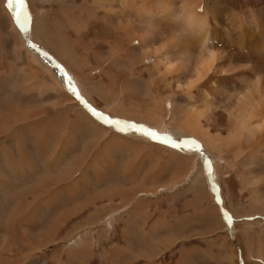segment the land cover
<instances>
[{"label": "rangeland", "instance_id": "obj_1", "mask_svg": "<svg viewBox=\"0 0 264 264\" xmlns=\"http://www.w3.org/2000/svg\"><path fill=\"white\" fill-rule=\"evenodd\" d=\"M46 33L59 35L65 40L63 46L65 43L71 46L75 57L78 52L85 65L71 69L66 59L53 56L51 48L53 45L59 47L60 42L56 37L53 40L48 37L54 43L38 42V36L42 34L44 38ZM253 35H260L264 50V0H25L22 9L9 7L8 0H0V53L3 55L1 62L4 61L0 63V76H29V85L40 76L42 81L50 78L55 84L44 80L39 87L46 91L52 87L62 93L61 96H68L67 99L62 97L65 98L63 103L73 100V104L103 130L102 137L91 139L93 141L84 150V156L90 158L85 167H81V156L70 162V169L68 164L62 167L66 163L62 158L75 145L68 149L61 145L57 160H61V182L72 181L74 172L77 178L90 164L98 171L106 163L111 170L126 168L136 173L147 159L153 160L155 178L164 174L172 176L168 186L171 189L182 186L178 195L188 193L198 199L199 193H208L227 239L233 240L234 225L241 217L253 219L252 224L264 222V214H259L258 220L249 210H236L238 200L234 194H227V200L221 185V180L233 169L245 178L248 176L245 170L264 178V51L261 57L249 51ZM211 56L209 64L207 59ZM61 68L70 70L75 78L68 73L62 76ZM80 68L85 70H78ZM84 75L89 79L80 80L79 76ZM101 78L110 83L101 85ZM114 85L117 87L112 91ZM243 95L251 96L249 104L247 98L243 101ZM108 96H111L109 101ZM226 96H230L229 99ZM8 98L12 105L9 107L2 99L0 122L2 119L16 124L22 121L23 125L18 124L21 137L30 116L27 118L21 105L12 97ZM240 100L246 103L243 106H248V111L254 112L248 125L253 122L257 124L256 129L254 126L249 131L247 126L238 129ZM3 107L10 108V112H4ZM79 114L72 119L77 121L74 130L77 138L92 137ZM116 119L143 129L123 125ZM153 127L163 129L164 134L155 133ZM6 131V127H0V133ZM70 132L72 130H66L62 144L67 135L73 136ZM150 134L158 139L151 138ZM203 145L204 155L197 152ZM100 154L106 162L96 161ZM204 158L210 162L208 169ZM133 162H138L134 168ZM14 164L7 162L12 172ZM16 164L17 176L21 178L25 169L21 162L16 161ZM1 168L3 165H0V181L6 184ZM210 177L212 183L208 181ZM168 186L157 185L145 191L157 196L162 193L160 189ZM132 190L128 191L130 197ZM262 200L257 203L264 205V198ZM190 203L184 202L185 205ZM112 216L109 214L105 218L104 225L111 226ZM84 224L78 228H84ZM54 239L53 244L33 248L22 256L10 255L7 242L0 240V252H7L0 256V264H9L11 260V264H86L82 255L89 250L91 241L84 230L67 234L63 241ZM139 242L147 244L148 240L140 239L136 244ZM262 244L261 236L255 237L254 247L249 250L251 260L238 248L234 262L264 264ZM53 245L60 246L57 247L59 251H47ZM130 250L123 246L111 252L118 254ZM75 253L79 254L76 261L71 256ZM184 257L182 260L189 264L190 257Z\"/></svg>", "mask_w": 264, "mask_h": 264}, {"label": "crops", "instance_id": "obj_2", "mask_svg": "<svg viewBox=\"0 0 264 264\" xmlns=\"http://www.w3.org/2000/svg\"><path fill=\"white\" fill-rule=\"evenodd\" d=\"M51 36L60 42V52L58 49L56 51L54 45L51 48L53 56L66 59L70 68L85 65L78 52L75 57L71 46L67 43L63 46L65 40H61L57 34L51 33ZM261 42L260 35H253L250 44L252 49L249 51L252 50L257 57L263 55ZM62 50L67 53L65 57ZM2 58L0 53V63L4 62H1ZM262 61L264 64V59ZM60 65L62 66L61 63ZM68 73V76H73L70 70ZM79 77L80 80L89 79V76L85 75ZM40 78L42 76L29 85V76H0V106L4 99L11 107L12 103L8 97H12L11 99L21 105L22 111L27 112V118L30 116V120L26 121L28 127L23 126L27 129L22 131L21 137L18 124L23 125L22 121L16 124L2 119L0 122V127L7 128L6 132L0 133V165L4 167L1 171L4 179H7L6 184L0 181V240L7 242L10 255H26L33 248L53 244L54 238L56 242L63 241L67 234L83 230L89 240L95 242L93 245L90 242L89 250L82 255L86 264H185L182 260L184 256L190 257L189 264H236L235 253L239 249L251 260L249 250L254 247L255 237L261 236L264 247L263 221L252 224L250 221L253 219L241 217L234 225V239H227L209 194L199 193L198 199H193L188 193L178 195L182 186L173 189L168 186L172 176L164 174L155 178L156 164H153V160L147 159L143 168L138 169L136 173L134 170L126 171V168L111 170L106 163L100 168L101 171H98L90 164V167L77 177L78 180V174L74 172L72 181L61 182V160L57 161L58 157L60 158L61 145L67 149L75 145L74 148H69L66 156L62 158V161L66 162L62 167L68 164L67 168L70 169V162L79 159L77 156H81V167H85L90 163V158L84 156V150L96 137H102L103 130L95 126L90 118L73 104V100L63 103L68 96H61L62 93L49 86L48 92L39 87L41 82L54 83L48 77H45V81ZM100 80L101 85L110 83L102 78ZM116 87L117 85H114L112 91H115ZM110 97L108 96V101ZM96 98L106 102L101 97ZM8 110L10 108L3 107L4 112H10ZM76 113H80L79 116L85 121L84 127L90 131L92 137H82L83 140L77 138L74 132L77 121L72 120ZM67 129L72 130L73 136L67 135L62 144ZM91 139L93 140L90 141ZM63 152L60 155H63ZM101 157L100 154L96 161L106 162ZM8 160L15 164L16 161L21 162L25 175L21 178L17 176V164L13 165L12 172L7 165ZM136 164L138 165V162L132 163L133 168ZM229 172V176L221 180L226 199L228 200L227 194H234L233 197L239 203L235 209L239 212L249 210L255 219L260 220L259 214H264V205L258 204L257 201H263L264 198V181H261L264 178L261 175L253 176L246 170V178L244 174L239 176L234 169ZM47 184H51V187ZM157 185L168 187L160 189L162 193L157 196H153L151 191H145ZM3 186L7 189L4 190ZM129 189H133L131 197ZM42 201L45 203H41ZM187 201L192 203L185 205L184 202ZM114 210L115 212L111 213ZM109 214H113L112 224L106 226L104 220ZM83 223L84 228H78ZM146 238L147 244H136V241ZM55 246L47 251H59L57 247L60 246ZM123 246L132 250L118 254L111 252L115 247ZM6 253L1 251L0 256ZM77 254H71L74 261L79 257Z\"/></svg>", "mask_w": 264, "mask_h": 264}, {"label": "bare ground", "instance_id": "obj_3", "mask_svg": "<svg viewBox=\"0 0 264 264\" xmlns=\"http://www.w3.org/2000/svg\"><path fill=\"white\" fill-rule=\"evenodd\" d=\"M31 13H32V12H31ZM41 20H42V19H41ZM13 23H14V22H13ZM41 25H42V24H41ZM13 27H15V26L13 25ZM36 28H37V27H36ZM15 29H16V28H15ZM35 30H36V29H35ZM41 31H42V30H41ZM41 31H40V33H41ZM30 32H31V31H30ZM43 32H46V31L44 30ZM43 32H42V33H43ZM32 34H33V33H32ZM46 34H48V33H46ZM35 35H36V33H35ZM38 37H39V41H38V42H41V43L44 45V44H47V43H48L47 40H49V38H52V40H53V37H54V36H51V35H49V34L46 35V36H44V38L46 39V41L43 40L44 38H43L42 34L39 35ZM48 37H49V38H48ZM28 38H29V37H28ZM62 38H63V37H62ZM63 39H64V38H63ZM29 40H30V38H29ZM50 41H51V40H49V42H50ZM36 42H37V40H36ZM36 42H35V43H36ZM44 42H45V43H44ZM51 42L54 43V41H51ZM48 45L52 46L51 44H48ZM61 45H62V44H61ZM57 46H58V44H57ZM33 47H34V46H33ZM39 47H40V46H39ZM52 47H53V46H52ZM55 48H56V51H57V49H58L59 52H60V48H59V47H56V45H55ZM34 50H35V48H34ZM43 50H44V49H43ZM54 51H55V50H54ZM38 52H39V51H38ZM33 54H34V53H33ZM62 54H63V56L65 57L67 53H66V51L64 52V51L62 50ZM212 55H213V53H212ZM35 56H37V54H36ZM39 56H40V55H38V57H39ZM67 56H70V55H67ZM68 58H69V57H68ZM37 59H38V58H37ZM211 60H212V56H211V59H210V60L207 59L208 62L211 61ZM213 60H214V58H213ZM207 61H206V63H207ZM209 64H210V62H209ZM62 68H63V67H62ZM62 68H61V70H62V76H63V75L67 76L66 73H68L69 70H68L67 72H65L67 69L63 71ZM54 70L57 71V68H55ZM58 72H59V71H58ZM199 73H200V72H199ZM68 74H69V73H68ZM58 75H59V73H58ZM198 75L200 76V74H198ZM201 75H202V74H201ZM59 76H60V75H59ZM74 76H75V75H74ZM243 94H244V93H243ZM251 95H252V94H251ZM227 97H228V99H229L230 96H226V98H227ZM242 97L244 98V100H243L244 102H246V98H247V99H248V104H249V101L251 100V98H250L251 96H250V95H247V97H246L245 95H243ZM228 99H226V100H228ZM240 102H241V100H240ZM244 102H243V103H244ZM241 103H242V102H241ZM243 103H242L241 106L239 105V107L241 108V109H240V112H239V115L241 116V118H240V121L238 122V123H239V125H238V129H240V126H242V127H243V126H247V129H246V130H248V131H249V129L252 128L253 126H254L255 129H256L257 124L253 125L254 123H253V122H250L249 125H248V121L250 120V118H252V117L254 116V112H253V111H250V109H249V111H248V110L246 109L248 106L245 108L244 106H246V103H244V104H243ZM243 105H244V106H243ZM239 107H238V108H239ZM158 124H159V123H158ZM161 124H162V123H161ZM258 124H260V123H258ZM123 125H124V124H123ZM159 125H160V124H159ZM163 125H164V124H163ZM161 126H162V125H161ZM259 126H260V125H259ZM153 128H154V127H153ZM162 128H163V127H162ZM243 128H244V127H243ZM165 129H166V128H165ZM238 129H237V130H238ZM122 130H123V129H122ZM162 130H163V129L160 130V128L158 127L157 129L154 128V130H152V131H154L155 133L161 131L160 133H161V134H164V133H162ZM145 131H146V130H145ZM150 131H151V130H150ZM152 131H151V132H152ZM125 132H126V131H125ZM151 132H148V133H151ZM163 132H165V131H163ZM126 133H130V132L127 131ZM137 133H138V132H137ZM137 133H136V134H137ZM130 134H131V133H130ZM166 134H168V133H166ZM168 135H169V134H168ZM131 136H132V134H131ZM171 136H172V135H171ZM172 137H173V136H172ZM163 138H164V137H163ZM163 138H162V139H163ZM174 138H175V137H174ZM174 147H175V146H174ZM202 147H203V148H202ZM203 149H204V145L201 146V148H199V151H197V152H200V151H201L200 153H201L202 155H204L205 152L203 153ZM196 150H197V149H196ZM204 150H205V149H204ZM206 151H207V150H206ZM206 154H207V153H206ZM199 158H200V157H199ZM195 159H197V158H195ZM200 160H201V158H200ZM204 160H205V158H204ZM205 163H206V162H205ZM205 163H204V164H205ZM75 167H76V166H75ZM196 179H197V178H196ZM216 194H217V193H216ZM228 216H229V214H228ZM232 231H233V230H232Z\"/></svg>", "mask_w": 264, "mask_h": 264}, {"label": "water", "instance_id": "obj_4", "mask_svg": "<svg viewBox=\"0 0 264 264\" xmlns=\"http://www.w3.org/2000/svg\"><path fill=\"white\" fill-rule=\"evenodd\" d=\"M90 110H91V109H90ZM95 112H96V111H95ZM96 113H98V112H96ZM116 121L119 122V123L125 124V125H127V126H131L132 128H136V127H137V128H138V127L140 128V126H136V127H134L135 125H133V123H131V122H130V123H129V122L127 123V122H125V121H121V120H118V119H116ZM140 129L142 130L143 128H140ZM150 136H151V138H156V139H158V138H157L158 136H155L154 134H150ZM183 142H184V141H183ZM179 143H180V142H177V144H179ZM175 144H176V143H175ZM204 162H206L205 165H206V167H207V169H208V166H211V165H210V162L207 161V160H205ZM208 181H209L210 183L213 182L212 179H211V177H210V179H209ZM215 194H216V193H215Z\"/></svg>", "mask_w": 264, "mask_h": 264}, {"label": "snow or ice", "instance_id": "obj_5", "mask_svg": "<svg viewBox=\"0 0 264 264\" xmlns=\"http://www.w3.org/2000/svg\"><path fill=\"white\" fill-rule=\"evenodd\" d=\"M25 0H15V4L13 3V0H8L9 7L15 8L16 6H19L21 9L24 7ZM94 114L100 115L99 113H95V110H93Z\"/></svg>", "mask_w": 264, "mask_h": 264}]
</instances>
